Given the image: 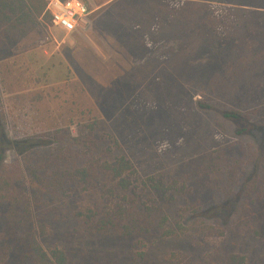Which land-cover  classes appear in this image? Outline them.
Listing matches in <instances>:
<instances>
[{
  "label": "rangeland",
  "instance_id": "obj_1",
  "mask_svg": "<svg viewBox=\"0 0 264 264\" xmlns=\"http://www.w3.org/2000/svg\"><path fill=\"white\" fill-rule=\"evenodd\" d=\"M83 1L92 27L66 35L41 17L29 36L8 42L14 55L0 60V121L9 136L76 137L98 122L95 139L107 146L113 137L114 155L130 159L141 178L178 177L187 184L181 203L220 206L227 164L249 149L264 152V0H125L121 9L117 0ZM233 111L258 129L238 135L222 116ZM51 156L49 148L15 156L28 200L0 206V264L11 232L39 233L43 221V247L63 250L70 264H211L221 253L264 264V237L237 224L220 239L89 235L72 202L31 176ZM256 174L263 196L264 167Z\"/></svg>",
  "mask_w": 264,
  "mask_h": 264
},
{
  "label": "trees",
  "instance_id": "obj_2",
  "mask_svg": "<svg viewBox=\"0 0 264 264\" xmlns=\"http://www.w3.org/2000/svg\"><path fill=\"white\" fill-rule=\"evenodd\" d=\"M124 2L117 0V8L121 9ZM45 10L46 0H0V60L14 55V48L8 42L26 38L40 27L39 18H49ZM222 116L238 127L240 136L258 129L247 114L233 111ZM99 128L95 122L76 137L57 130L47 139L13 140L6 124L0 121V206L28 200L19 188L25 171L17 157L49 148L52 167L40 162L31 176L52 196L72 202L66 204L73 207L74 217L82 221L89 235L132 238L191 233L220 239L237 224L264 237V195L256 174L264 167V152L260 153V149H249L252 153L244 151L227 164V195L222 205L204 207L181 203L187 184L178 177L161 173L141 178L130 159L114 155L119 144L113 137H109L107 146L95 139L94 133ZM11 152L17 157L8 160ZM38 230L23 237L12 231L13 244L4 250L2 264H70L63 250L56 248L48 252L43 247L40 239L47 234L44 221L39 233ZM9 259L11 263L7 262ZM178 264L193 263L178 258ZM211 264L249 263L241 254L221 253Z\"/></svg>",
  "mask_w": 264,
  "mask_h": 264
},
{
  "label": "built area",
  "instance_id": "obj_3",
  "mask_svg": "<svg viewBox=\"0 0 264 264\" xmlns=\"http://www.w3.org/2000/svg\"><path fill=\"white\" fill-rule=\"evenodd\" d=\"M45 12L52 25L71 35L90 25L91 11L83 0H46Z\"/></svg>",
  "mask_w": 264,
  "mask_h": 264
},
{
  "label": "crops",
  "instance_id": "obj_4",
  "mask_svg": "<svg viewBox=\"0 0 264 264\" xmlns=\"http://www.w3.org/2000/svg\"><path fill=\"white\" fill-rule=\"evenodd\" d=\"M89 9H90V8H89ZM92 14H93V13L91 12V16H92ZM91 16H90V26H89V27H92V24H91ZM89 27H88V28H89Z\"/></svg>",
  "mask_w": 264,
  "mask_h": 264
}]
</instances>
